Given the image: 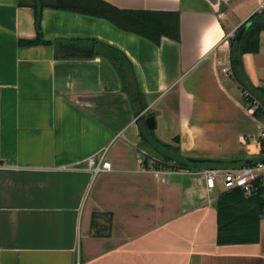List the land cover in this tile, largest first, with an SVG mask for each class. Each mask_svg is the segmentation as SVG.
Instances as JSON below:
<instances>
[{
  "label": "crops",
  "instance_id": "obj_1",
  "mask_svg": "<svg viewBox=\"0 0 264 264\" xmlns=\"http://www.w3.org/2000/svg\"><path fill=\"white\" fill-rule=\"evenodd\" d=\"M102 1L177 14L178 41L77 12L88 0H0V264H264V219L256 243L217 245L220 194L202 171L145 164L137 123L153 117L154 135L186 158L256 155L247 137L261 121L223 69L225 37L264 0ZM36 10L44 41L96 39L133 72L123 80L103 57L60 58L54 44L21 47L36 38ZM243 66L264 89V30ZM101 151L110 169L93 176L86 161Z\"/></svg>",
  "mask_w": 264,
  "mask_h": 264
},
{
  "label": "trees",
  "instance_id": "obj_2",
  "mask_svg": "<svg viewBox=\"0 0 264 264\" xmlns=\"http://www.w3.org/2000/svg\"><path fill=\"white\" fill-rule=\"evenodd\" d=\"M86 7H77V12L101 17L118 28L142 36L154 44H158L161 37L171 40L179 39L178 16L175 13H152V12H125L117 10L102 0H88ZM75 10V9H74ZM36 38L34 40H21V47L54 44L56 54L64 59H91L97 56L109 60L123 80L125 74L133 72L128 60L115 48L96 39H58L55 42L44 41L40 31V12H35ZM249 24L240 38L236 35L245 25ZM264 30V10L254 13L237 29L234 37L229 39V69L232 78L244 92L243 102L250 107L258 102L264 108V89L255 87L249 80L244 66L243 55L255 53L258 48L259 33ZM125 68V71H123ZM136 100L135 97L133 101ZM135 109V106H134ZM142 108L137 109L136 115ZM256 119H264L259 112L252 113ZM260 116V117H259ZM145 116L137 119L140 141L142 147L151 153L149 158H154L155 167L165 171L194 170L205 171L213 168L225 169L240 167L243 164L232 165L228 161L223 164L192 165L186 157L180 154L178 141L167 144L160 141L147 129ZM264 155H254L252 161L262 160ZM231 161V160H229ZM153 162V161H152ZM157 169V170H158ZM216 213V244L220 246L254 244L259 239V222L264 219V201L259 195L246 196L239 189H231L222 192L213 203Z\"/></svg>",
  "mask_w": 264,
  "mask_h": 264
},
{
  "label": "built area",
  "instance_id": "obj_3",
  "mask_svg": "<svg viewBox=\"0 0 264 264\" xmlns=\"http://www.w3.org/2000/svg\"><path fill=\"white\" fill-rule=\"evenodd\" d=\"M262 10H264V3L259 6L257 13ZM222 16L223 13L217 15L219 19L222 18ZM236 31L237 29L228 34L225 40L234 37ZM223 72L230 73L229 66L223 69ZM248 109L251 113H256L258 111L261 117L264 115V108L258 102H254ZM257 120L261 121L260 129L255 135L247 137V141L256 145L258 151L256 155H259V152H261V155H264V119L257 118ZM251 158L253 157H250V159ZM86 163L87 170L90 171L93 176L110 169V163L105 160L104 151L89 157ZM202 172L205 176V183L209 192L216 189L218 181L227 191L239 189L246 196L259 195L264 201V157L262 160L252 161L250 165L225 169H209ZM165 179L166 175L162 173L161 180Z\"/></svg>",
  "mask_w": 264,
  "mask_h": 264
},
{
  "label": "water",
  "instance_id": "obj_4",
  "mask_svg": "<svg viewBox=\"0 0 264 264\" xmlns=\"http://www.w3.org/2000/svg\"><path fill=\"white\" fill-rule=\"evenodd\" d=\"M249 24H245L241 30L238 32L237 34V39L240 38V36L243 34V32L246 30V28L248 27ZM146 123V127L148 130L152 131L154 130L155 124H154V119L153 117H148L145 120ZM187 162L192 164V165H212V164H223L224 161L223 160H217V159H207V158H186ZM230 164L232 165H236V164H243V165H250L252 163V159L248 158V159H234L231 161H228Z\"/></svg>",
  "mask_w": 264,
  "mask_h": 264
},
{
  "label": "rangeland",
  "instance_id": "obj_5",
  "mask_svg": "<svg viewBox=\"0 0 264 264\" xmlns=\"http://www.w3.org/2000/svg\"><path fill=\"white\" fill-rule=\"evenodd\" d=\"M156 163H157V161L156 160H153V165L155 166L156 165ZM214 191H216L215 193L216 194H221L222 192H225V191H227V189H225L221 184H219V182L217 181V186H216V189L214 190Z\"/></svg>",
  "mask_w": 264,
  "mask_h": 264
},
{
  "label": "bare ground",
  "instance_id": "obj_6",
  "mask_svg": "<svg viewBox=\"0 0 264 264\" xmlns=\"http://www.w3.org/2000/svg\"><path fill=\"white\" fill-rule=\"evenodd\" d=\"M213 169H218V168H213Z\"/></svg>",
  "mask_w": 264,
  "mask_h": 264
}]
</instances>
